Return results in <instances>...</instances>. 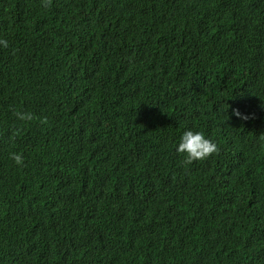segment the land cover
I'll return each instance as SVG.
<instances>
[{"label": "trees", "instance_id": "trees-1", "mask_svg": "<svg viewBox=\"0 0 264 264\" xmlns=\"http://www.w3.org/2000/svg\"><path fill=\"white\" fill-rule=\"evenodd\" d=\"M0 39V264H264V0H0Z\"/></svg>", "mask_w": 264, "mask_h": 264}, {"label": "clouds", "instance_id": "clouds-1", "mask_svg": "<svg viewBox=\"0 0 264 264\" xmlns=\"http://www.w3.org/2000/svg\"><path fill=\"white\" fill-rule=\"evenodd\" d=\"M51 3L52 0H42V6L46 9L51 7ZM0 46L8 48L9 43L6 39H0ZM233 112L234 115L241 119H248V116L240 113L239 110H233ZM14 115L21 121H32L34 119L32 113L17 111ZM47 122V117L40 120L42 124H47ZM176 151L185 154L183 163L184 165H189L194 161L204 160L213 154H218L219 147L214 141L207 138L203 132L186 130L180 138ZM11 158L17 165L23 164V157L21 154L13 153L11 154Z\"/></svg>", "mask_w": 264, "mask_h": 264}]
</instances>
